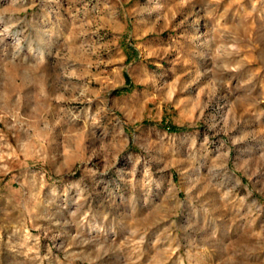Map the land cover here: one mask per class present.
<instances>
[{"label": "rangeland", "instance_id": "obj_1", "mask_svg": "<svg viewBox=\"0 0 264 264\" xmlns=\"http://www.w3.org/2000/svg\"><path fill=\"white\" fill-rule=\"evenodd\" d=\"M0 264H264V0H0Z\"/></svg>", "mask_w": 264, "mask_h": 264}]
</instances>
